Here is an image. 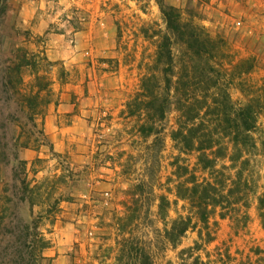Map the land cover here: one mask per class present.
Returning a JSON list of instances; mask_svg holds the SVG:
<instances>
[{
	"label": "rangeland",
	"instance_id": "1",
	"mask_svg": "<svg viewBox=\"0 0 264 264\" xmlns=\"http://www.w3.org/2000/svg\"><path fill=\"white\" fill-rule=\"evenodd\" d=\"M162 6L178 10L204 46L198 55L171 36L170 108L158 122L136 98L148 78L164 86ZM39 76L51 104L31 122L21 95L36 94ZM226 99L235 111L255 100L254 147L237 152L222 139L219 179L234 194L227 209L209 208L205 230L181 196L191 175L202 183L209 172L172 135L201 121L222 131ZM154 122L159 135H144ZM16 180L43 184V197L21 204ZM263 195L264 0H8L0 19V264H25L29 246L35 264H50L52 249L60 264H264ZM57 199L59 210L47 214ZM39 216L44 251L25 234ZM181 221L190 229L172 242Z\"/></svg>",
	"mask_w": 264,
	"mask_h": 264
},
{
	"label": "trees",
	"instance_id": "2",
	"mask_svg": "<svg viewBox=\"0 0 264 264\" xmlns=\"http://www.w3.org/2000/svg\"><path fill=\"white\" fill-rule=\"evenodd\" d=\"M7 2L8 0H0V19H2V17H4L7 13ZM161 12L166 23L167 31V33L162 37V41L158 47V63L163 66L164 86H161L160 88V86L154 82L153 78H148L143 81L141 92L136 98V100L140 103L139 107H141L142 111H144L146 115L150 116V118L153 119L152 121L156 120L158 122H162L166 118L170 108V95L173 86L171 76L173 74L174 64L171 36L176 37L178 41L187 45L189 50L194 51L198 55L203 53L201 51V46H204V41L200 35L197 32H194L193 29H187L188 26L183 23L182 16L178 10L173 7L162 6ZM28 55V53H23V59L26 66L30 65L28 63ZM252 69L253 66L251 65L248 72ZM9 85L11 86V83ZM49 85L50 84L46 78L39 76L35 85L37 88L36 94L21 95V100L25 109L33 113L31 119L29 118L31 122H34V117L42 116L45 109L51 104L50 98L52 96V91L49 90ZM254 102L255 100H252V103L240 108L238 111H235L232 107H230L227 99L221 102L220 105L223 109L219 114H217L218 120L216 121L222 125V131L207 128L205 121H201L198 125L190 128L181 127L179 131L172 135L173 139L179 141L186 151L198 152L200 154L198 157L199 164L205 171L209 172L210 178L202 183H198L196 176L191 175V178L187 181L191 187L186 188V194L181 196L185 200L189 201L192 208L196 211L199 222L205 230L209 229V208L221 207L222 209H227L225 206L230 204V199L234 194L231 189L226 192L225 183L219 179L220 171L217 168V163L220 159L226 157L228 151L226 146L222 144V139L225 137L229 138L231 144L234 146V150L236 149L237 152H240L242 149L244 151H249V148L254 147L253 138L251 136L257 125V112ZM188 113L186 116L189 117L187 118V124L189 125L193 118H190ZM141 131L147 136H158L160 133L156 127V122L143 126ZM158 139L159 138H156V142ZM22 148L28 149V144L23 145ZM230 159L232 162H236L239 157L231 156ZM15 160L19 162V164L23 165V168L25 167L26 170L27 164L20 161L17 155L15 156ZM237 177L238 182L241 183L242 176L239 174ZM16 181L21 183V190L24 192V198L20 199L21 204L25 203L28 195L43 197V195H41L44 188L43 184H37L34 187H31V184L28 183L27 180ZM238 182L232 181L235 186ZM49 199L50 198H48L45 202H40V204H47ZM40 204L35 203L32 205L39 206ZM59 205L60 200H55L50 210L46 213L49 215L55 213L59 210ZM259 210L260 217L264 225V195L259 199ZM39 221H42V216L34 219L31 223L28 222L25 226V234L28 239L31 238V240H39L41 243L40 249L44 251L48 248V242L45 241L42 234L38 232V229L40 228ZM181 224L183 227L179 230L178 234L173 232V230H176L175 227L172 232L168 234V238L172 242L185 235V233L190 229V224L188 222L181 221ZM200 238L203 239L202 234ZM197 246L199 247V245ZM27 249L29 251V258H24L23 261L25 264H35L37 259L34 246H29ZM143 257L149 261L148 256L144 255Z\"/></svg>",
	"mask_w": 264,
	"mask_h": 264
},
{
	"label": "crops",
	"instance_id": "3",
	"mask_svg": "<svg viewBox=\"0 0 264 264\" xmlns=\"http://www.w3.org/2000/svg\"><path fill=\"white\" fill-rule=\"evenodd\" d=\"M61 107L58 109V112L61 113ZM60 253V252H59ZM56 250L52 249V252L50 251V253H48L49 257H55L53 260H51L50 264H60V254H59Z\"/></svg>",
	"mask_w": 264,
	"mask_h": 264
}]
</instances>
